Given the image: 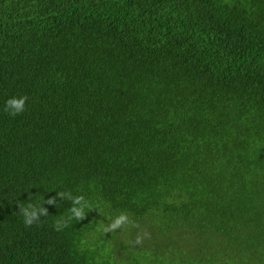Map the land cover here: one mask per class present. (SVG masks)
I'll return each instance as SVG.
<instances>
[{
  "label": "trees",
  "instance_id": "trees-1",
  "mask_svg": "<svg viewBox=\"0 0 264 264\" xmlns=\"http://www.w3.org/2000/svg\"><path fill=\"white\" fill-rule=\"evenodd\" d=\"M121 217L264 264V0H0V264H139Z\"/></svg>",
  "mask_w": 264,
  "mask_h": 264
},
{
  "label": "rangeland",
  "instance_id": "rangeland-1",
  "mask_svg": "<svg viewBox=\"0 0 264 264\" xmlns=\"http://www.w3.org/2000/svg\"><path fill=\"white\" fill-rule=\"evenodd\" d=\"M115 224V223H113ZM112 224V225H113ZM153 227L147 228L145 225H135L132 224L130 227L126 226L125 223H120L118 227L114 229L108 230L110 234L118 233V235L109 236L108 234L105 236L104 234L99 237L98 241L101 245H105L106 247L111 246V244L119 239L121 245L125 246V249L117 246L114 252L120 255V259L126 261V255L129 253H135L137 251L141 254L138 256H144L145 259L140 260L138 259L139 264H149L150 260L152 261H159L162 260L164 264H167L169 261H174L178 256H175V251L179 248L180 242L174 241V238H177L174 233H172V238L169 236H165L163 234H157L153 231ZM104 233H107L105 231ZM178 240L182 241L185 239L177 238ZM133 251V252H132ZM129 252V253H128ZM183 253L181 254V259L179 261L180 264H190L189 260H193L195 258V252L191 249H183ZM126 253V254H125ZM139 253V252H138ZM150 255H153L151 258L148 259ZM137 256V255H136ZM128 258H131L128 255ZM172 258V259H171ZM170 259V260H169Z\"/></svg>",
  "mask_w": 264,
  "mask_h": 264
},
{
  "label": "clouds",
  "instance_id": "clouds-1",
  "mask_svg": "<svg viewBox=\"0 0 264 264\" xmlns=\"http://www.w3.org/2000/svg\"><path fill=\"white\" fill-rule=\"evenodd\" d=\"M27 100V97H22V98H12L9 99L6 103L5 111L9 112L10 115H17L21 112L24 111V106H25V101ZM48 203H53V200H49ZM79 216L80 213H77ZM124 220V217H121L115 224L112 225L113 228L118 227L119 224ZM26 224H32L33 220L31 218L25 219Z\"/></svg>",
  "mask_w": 264,
  "mask_h": 264
}]
</instances>
